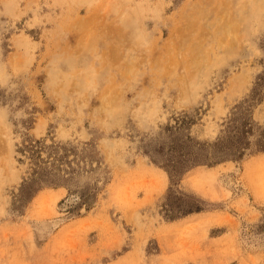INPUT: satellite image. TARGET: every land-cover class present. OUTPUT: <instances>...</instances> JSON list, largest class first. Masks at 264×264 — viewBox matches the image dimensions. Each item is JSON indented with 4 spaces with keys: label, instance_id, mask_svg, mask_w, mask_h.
<instances>
[{
    "label": "rangeland",
    "instance_id": "1",
    "mask_svg": "<svg viewBox=\"0 0 264 264\" xmlns=\"http://www.w3.org/2000/svg\"><path fill=\"white\" fill-rule=\"evenodd\" d=\"M0 264H264V0H0Z\"/></svg>",
    "mask_w": 264,
    "mask_h": 264
}]
</instances>
